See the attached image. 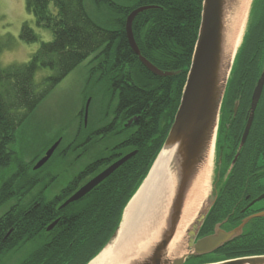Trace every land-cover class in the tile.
Here are the masks:
<instances>
[{"label":"trees","instance_id":"obj_1","mask_svg":"<svg viewBox=\"0 0 264 264\" xmlns=\"http://www.w3.org/2000/svg\"><path fill=\"white\" fill-rule=\"evenodd\" d=\"M24 1L36 24L51 29L53 39L42 42L29 61L0 66V170L13 161L10 145L18 126L56 83L89 56L92 59L88 60L84 86L86 96L90 76L95 73L100 90L106 86L115 91L113 95L118 109L124 107L132 112L137 103L140 105L142 117L139 140L136 142L138 151L82 198L59 208L83 182L88 174L86 170L60 185L53 195H45L55 178L43 181L38 172L52 159L66 158L70 150L69 145L61 148L60 136L54 140L60 139L59 144L41 167L32 168L47 148L27 164L15 161L16 168L0 181V208L9 204L0 215V264H5L4 258L23 247L27 251L17 264H86L118 225L124 206L145 177L164 141L190 65L200 22L201 0H92L102 17L101 23L89 15L84 0ZM51 3L55 13L49 8ZM143 5L155 7L139 12L132 21L137 47L141 55L159 69L174 71L176 74L172 76H159L149 71L129 47L125 19L132 9ZM256 6H259V18L252 26ZM19 36L26 42L37 40V35L26 23L22 24ZM263 64L264 0H252L227 83L215 146L218 159L221 161L222 158L225 165L222 175L229 169L225 179H215V182L223 180L224 185H234L231 188L234 193L237 190L240 192V187L247 181L246 175L257 170L242 166H234L231 170L227 168L233 151L230 146L235 135L234 124L242 116L240 114L236 118L232 114L235 86L243 89L244 94L249 93ZM41 67L49 68L51 74L43 78L38 87L34 74ZM113 73L119 79L112 78V84L108 85ZM246 105V102L242 104V112L238 111V114L245 111ZM83 107L79 109L78 117H81ZM263 108L262 100L251 129L253 131L254 128L259 136H262L264 127ZM163 112L168 117L160 131L158 121ZM137 167L140 168V176L131 183L127 174ZM233 175L237 176L235 181L231 179ZM37 186L40 188L33 194ZM215 189L218 191L216 186ZM211 213L212 209L202 229L207 226ZM55 219L57 222L47 231L46 227ZM217 250L218 254L208 257L207 261L264 255V217L255 219L238 237Z\"/></svg>","mask_w":264,"mask_h":264},{"label":"water","instance_id":"obj_2","mask_svg":"<svg viewBox=\"0 0 264 264\" xmlns=\"http://www.w3.org/2000/svg\"><path fill=\"white\" fill-rule=\"evenodd\" d=\"M236 1L202 0L201 2L200 22L196 41L179 103L164 141L152 162L153 164L159 155H162L164 152L171 154L168 161V169H170L168 175L171 172L170 196L154 232L144 243L135 246L132 249L134 253L120 264H185L189 257L198 258L208 255L242 233V227L248 217L238 226L229 230H222L216 225L212 233L194 241L217 198V190L214 186V176L217 178V175H213L216 136L227 83L232 72V65L237 50L240 46L237 47L231 59H225V24L226 17ZM154 7V5L138 6L128 13L125 19L126 38L133 53L138 56V59L149 71L159 76H172L176 74L174 71L161 70L141 55L132 33V21L134 17L139 12ZM263 85L264 64L252 90L239 148L242 146L250 129ZM87 105L86 102L84 106V118H86L87 114ZM237 108L238 101H235L233 104V115L236 113ZM59 140H56L46 149L44 154L33 165V169H38L50 158L59 144ZM211 145L214 146V161H212L209 184L207 183L206 185H209V189L202 199L193 219L183 229L180 240L174 245L172 242L183 215L188 193L200 171V167L206 160ZM134 154L135 151L125 154L97 175L84 182L60 204L59 208L85 196ZM237 156L235 155L233 158L230 167H232ZM150 168L139 186L130 196L122 210V214L134 194L142 185ZM261 198H264V193L257 197V199ZM253 216H264V212ZM121 219L106 243L86 264L100 254L104 248L115 242ZM56 222L57 219L52 221L46 227V230H50ZM201 264H264V255L243 256Z\"/></svg>","mask_w":264,"mask_h":264},{"label":"flooded vegetation","instance_id":"obj_3","mask_svg":"<svg viewBox=\"0 0 264 264\" xmlns=\"http://www.w3.org/2000/svg\"><path fill=\"white\" fill-rule=\"evenodd\" d=\"M234 74L235 78L237 79V69L234 70ZM259 75L253 83L251 91L247 94H244L243 89H241L238 85L235 86L236 97L233 101V104L235 101H238V108L236 113L234 114V117L237 116L236 118H238L240 117V114H242V116L240 119L238 118L234 124L235 135L232 139V146H230L231 148H233V151L231 159L229 161V165L227 166V168H229L235 155H238L232 165L233 168L234 166H242L251 170H257H253L248 175H246L247 181L246 183H244V185H242V187H240V192H238L237 190V192L234 193V191H232L231 189L234 185H230V183H225L224 185V183L222 182L223 180L217 183L215 182L216 185L214 186L218 188V191L217 198L213 204V207L211 208L212 213L208 217L207 226H205L203 229V225L202 227H200L199 232L194 241L212 233L216 225H218V227L222 230H229L238 226L245 218L248 217L247 221L242 227L243 231L246 227L252 224L255 219L264 217L253 216L255 214L264 212V198L257 199V197L264 193V127L261 131L262 136H259V133L256 132L254 128L253 131H251L252 125H254L255 122V114L257 113L260 102L262 100L264 101V85L261 92V96L257 103V107L250 129L242 146L239 148L244 125L246 122L247 109L251 100L252 90ZM116 76V73L110 75L111 80L108 82V85L112 84V78L116 80L119 79L116 78ZM99 84L100 83L98 82V76L93 73L90 76L88 83L89 89L86 98V102L88 104L86 118H84L83 107L81 117H77L78 129L75 132L73 143L70 146V150L74 154L73 160L75 161V163L73 162V165L80 167H78L79 169L75 174L77 175L79 172H83L85 170L88 171V174H86L85 179L80 185L97 175L99 172L110 166L112 163L120 159L125 154L133 151H135L136 153L138 151L136 148V142H138L139 140L140 120L142 117V114L139 110V103L135 105V111L132 112H129L128 109H124V107H120V109H118L116 106V99L113 95L115 91L112 90V88H106V86H104L102 87L103 89H99V93H97L95 91V88H99ZM169 95L171 99V90ZM95 97L98 99L92 108V104H90V102ZM244 102L247 103L245 111L243 113L238 114V111L242 112L240 108H242V104ZM167 117L168 116H166L164 112L160 115V119L158 121V126H160L158 128H160V131H162V129L164 128ZM172 120L173 118L170 120V123H172ZM170 123L168 127H170ZM81 136L82 138L80 139L79 137ZM156 139L159 138L156 136ZM132 140H134V142ZM97 146H101L102 149L97 150ZM92 150L97 151V153L93 154V156L90 157L86 163L80 165L78 162L84 158L87 159L88 154ZM217 152L215 150V165L213 175L218 176L217 178L214 176L215 179L221 180L222 178L225 179L224 177L229 172V169L226 170L222 175V171L225 165L222 158L221 161L220 159H218ZM232 167H230V170L233 169ZM118 168L114 170L111 174L115 173ZM127 175L128 181L133 183L140 176V168L137 167L134 170H129ZM234 176L236 175H233V177H231L233 181L237 179V176ZM228 195H230V197ZM216 254H218V250L203 257H189L185 264H201L206 262H212L207 261V258L213 257Z\"/></svg>","mask_w":264,"mask_h":264},{"label":"rangeland","instance_id":"obj_4","mask_svg":"<svg viewBox=\"0 0 264 264\" xmlns=\"http://www.w3.org/2000/svg\"><path fill=\"white\" fill-rule=\"evenodd\" d=\"M84 6L89 15L101 23L100 19L102 17L97 12L92 0H84ZM49 8L53 13L56 12L52 3L49 5ZM258 9L259 6H256L252 15V26L256 25L259 18ZM23 23L28 24L32 28L37 35L36 41L26 42L20 38L19 33ZM246 25L247 23L245 24V28ZM52 39L53 32L51 29L36 24L33 15L26 10L24 0H0V47H2L0 51V66L4 67L10 64H21L29 61L42 42H49ZM90 57L82 60L56 83L35 110L18 126L15 131L14 141L10 145L13 151V161L7 168L0 170V181L16 168L15 161L27 164L44 148L48 149L49 145H52L58 136L62 138L61 148H64L66 145L71 146L75 132L78 129L77 113L87 101L84 86L87 79L88 60ZM50 74L51 70L49 68L41 67L34 74V82L40 87L42 79ZM95 91L99 93V88L96 87ZM97 99L95 97L91 100L90 104H92V108ZM81 137L79 138L81 139ZM96 149L99 150L102 147L97 146ZM95 153L97 151H90L87 159L84 158L78 163L83 165ZM73 157L74 154L69 150L66 158H54L38 172L43 181H47L50 177L55 178L51 189L46 190V196L53 195L59 186L66 183L80 168L73 165V162L75 163ZM39 188L40 186L34 188L33 194ZM8 205L7 203L0 208V215L5 212ZM26 251L27 248L24 247L16 250L15 253L13 252L4 258L3 263L17 264L23 258Z\"/></svg>","mask_w":264,"mask_h":264},{"label":"bare ground","instance_id":"obj_5","mask_svg":"<svg viewBox=\"0 0 264 264\" xmlns=\"http://www.w3.org/2000/svg\"><path fill=\"white\" fill-rule=\"evenodd\" d=\"M252 0H237L226 17V42L224 57L231 59L242 40ZM214 146L190 188L176 235L174 245L180 240L183 229L193 219L202 199L209 189ZM169 152H164L154 161L148 175L126 206L114 243L104 248L88 264H120L134 252L132 249L144 243L156 229L170 196L171 182L168 175Z\"/></svg>","mask_w":264,"mask_h":264}]
</instances>
